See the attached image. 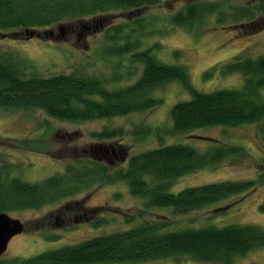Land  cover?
<instances>
[{
	"label": "trees",
	"instance_id": "1",
	"mask_svg": "<svg viewBox=\"0 0 264 264\" xmlns=\"http://www.w3.org/2000/svg\"><path fill=\"white\" fill-rule=\"evenodd\" d=\"M254 1L259 3L245 8L229 6L225 1H190L171 14L168 21L175 27L190 29L214 16L217 25L224 26L227 20L233 22L231 26L236 36H251L264 29V0ZM157 6H160V0H0V36L6 33L16 35L23 30L24 38L29 39L34 29L72 22H76L79 31L87 34L97 27L84 22L86 18L110 12L144 13ZM238 20L244 22L238 25L235 23ZM152 30L155 29L151 23L136 19L132 24H119L106 30L104 42L111 47L104 49L105 54L118 58L127 56L130 62L141 67L135 83L114 90L105 88L99 79L76 74L47 78L26 76L28 65L25 61L11 53H0V109H37L49 118L67 122L123 117L159 107L163 99L153 97L154 92L176 82L191 99L173 105L170 111L172 126L165 134L258 123L257 135L264 138V101L261 96L264 56L255 59L238 57L204 74V78L216 74H241L244 78L241 89L200 93L192 86L185 68L156 59L153 51L159 45L137 51L144 38L161 34L159 30ZM48 36L49 33H40L38 38L44 40ZM119 134L118 131H104L97 136L114 138ZM135 134H139L138 131ZM242 155L240 147L218 143L205 152L180 144L168 145L129 156L125 168L112 170L103 162L84 159L66 165L62 173L35 183L19 178L7 179L6 170L0 168V213L38 210L95 186L126 182L130 194L146 198L147 206L170 207L174 214H187L264 185L262 174L256 180L223 181L185 188L177 194L169 192L180 177ZM67 208L75 212L85 211L81 209V203L68 204ZM259 210L264 213V201ZM77 218L86 221L83 214ZM102 223L100 219L93 225ZM168 226L165 221H149L132 229L47 251L25 264H134L183 258L199 264H232L236 257L264 248V229L258 225L176 231L168 230Z\"/></svg>",
	"mask_w": 264,
	"mask_h": 264
},
{
	"label": "rangeland",
	"instance_id": "2",
	"mask_svg": "<svg viewBox=\"0 0 264 264\" xmlns=\"http://www.w3.org/2000/svg\"><path fill=\"white\" fill-rule=\"evenodd\" d=\"M190 1H225L229 6L240 8L259 3L254 0H160V6L148 8L144 13L110 12L86 18L84 22L97 27L87 34L77 29L76 22L34 29L29 39L24 38L23 30L16 35L6 33L8 35L0 36V53H11L25 61L28 65L26 76L47 78L76 74L99 79L108 90L120 89L138 80L141 67L130 62L127 56L118 58L105 54L104 49L111 47L104 42L105 32L115 25L143 20L161 34L144 38L138 52L159 45L153 51L156 59L185 68L192 86L200 93L241 89L244 81L241 74H216L211 78H204V74L238 57L255 59L264 56V29L251 36H236L231 26L233 22L227 20L224 26L217 25L214 16L190 29L173 26L168 17ZM243 22L235 21L238 25ZM47 32L51 33L49 38H38L40 33ZM261 96L264 101V88ZM153 97L162 98V105L145 112L89 122L59 121L37 109H0V168L6 170L7 179L19 178L35 183L62 173L70 163L97 160L91 149L98 146L121 151L122 154L112 162L103 157L100 159L112 170H117L126 167L129 156L153 148L180 144L205 152L218 143L240 147L243 155L180 177L169 189L170 193L177 194L185 188L216 182L256 180L264 174V138L257 135L260 124L216 126L185 134H165L172 126L170 111L173 105L188 101L191 96L179 83L172 82L156 90ZM104 131H118L120 134L114 138L97 136ZM136 131L139 134L136 135ZM263 201L264 185L260 184L250 193L178 215L170 207L147 206L146 198L130 194L126 182L95 186L38 210L10 213L24 224L25 231L10 240L6 252L0 256V264H25L47 251L132 229L149 221H165L169 223L167 229L170 231L230 225H258L264 229V213L259 210ZM75 203H81V209L85 211L76 213L67 208L68 204ZM82 214L86 221L74 220V216ZM100 219L102 224L93 225ZM134 264L199 263L183 258ZM232 264H264V248L236 257Z\"/></svg>",
	"mask_w": 264,
	"mask_h": 264
},
{
	"label": "water",
	"instance_id": "3",
	"mask_svg": "<svg viewBox=\"0 0 264 264\" xmlns=\"http://www.w3.org/2000/svg\"><path fill=\"white\" fill-rule=\"evenodd\" d=\"M59 29L61 30V27H59ZM24 231L25 226L19 219L13 218L7 213H0V256H2L6 252L10 240L17 235L22 234ZM40 264L61 263L49 262Z\"/></svg>",
	"mask_w": 264,
	"mask_h": 264
},
{
	"label": "flooded vegetation",
	"instance_id": "4",
	"mask_svg": "<svg viewBox=\"0 0 264 264\" xmlns=\"http://www.w3.org/2000/svg\"><path fill=\"white\" fill-rule=\"evenodd\" d=\"M91 150H94L95 152V158L98 162H101L100 159L103 157L104 159L108 160L109 162H112L113 159L118 157V154H122L119 149H115L108 146H98L96 148H92ZM77 213V212H76ZM78 218L74 216V220L76 221ZM56 225L58 227L59 219L58 217L55 219ZM64 222V221H63ZM62 223V221H61ZM40 263H49V262H39V263H33V264H40Z\"/></svg>",
	"mask_w": 264,
	"mask_h": 264
}]
</instances>
